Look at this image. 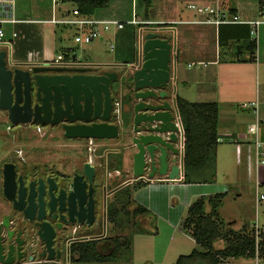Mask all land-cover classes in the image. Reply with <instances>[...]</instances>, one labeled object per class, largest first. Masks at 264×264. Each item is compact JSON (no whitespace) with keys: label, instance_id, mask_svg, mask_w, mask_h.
<instances>
[{"label":"crops","instance_id":"0c3cea01","mask_svg":"<svg viewBox=\"0 0 264 264\" xmlns=\"http://www.w3.org/2000/svg\"><path fill=\"white\" fill-rule=\"evenodd\" d=\"M8 1L4 0L0 4V19L13 18L18 21L3 24L7 40H11L13 31L20 34L11 48L13 62L16 64L23 67L32 66L30 62L50 65L62 54L64 60L58 66L70 63L72 66L109 70L118 74V79L111 85L114 104L111 121L119 125L120 135L117 139H101L102 143L112 147L100 156L104 158L102 165L106 164L107 167V180L122 176L118 183L107 190V197L114 198L111 211L114 210L119 214L118 219L132 226L127 229L133 236L131 261L134 264H175L180 255H188L196 249L198 246L192 236L183 230L182 221L191 203L202 196L225 193L227 196L223 206L227 201L233 203L234 200L230 204L233 206L235 202L244 199L241 190L251 184L256 192L251 198L253 201L256 196L253 202L255 206L252 210L247 207V212L250 211L253 217L246 223L257 222L259 226L264 224V219L259 223L258 211V205L263 201L256 202L258 196L264 194L260 193L261 187H264V164L254 165L250 169L248 163V144L255 138H264V23L258 27L256 50L253 52L248 48L249 41L254 40L249 32V24L235 22L216 25L202 22L207 19V15L190 7L218 6L227 18L238 16L243 21H252L260 18L261 10L264 12V2L151 0L147 5L143 0H111L107 7L97 9L89 17L125 22L122 29L111 26L116 29L111 35L115 41V50L111 48L112 52L109 53L106 48L105 41L109 40L111 28L104 30L99 26V37L85 43L87 55L79 59L76 54L65 56L74 48L60 47V42L68 39L82 44L75 40L82 29L52 21L53 18L72 16V10L76 8L73 3H61L53 13L51 0H31L29 10L37 16L25 19L14 16L15 12L18 13V1ZM20 11L23 12L22 9ZM134 15L140 23H127ZM145 27L163 29V34L175 44V69L167 88L169 99L176 101V97L180 96L192 102L219 104V145L215 152L216 159L209 163L207 169L214 174L211 179L187 183L184 181V172L177 180L158 173L150 179L136 180L134 176L133 156L137 150L131 142L130 112L136 101L132 97L133 84L126 76L130 74L133 62L137 61L138 36ZM88 30L87 27L83 29L85 32ZM0 49L5 50L6 46L1 45ZM31 53L34 54L32 58ZM128 98H131L130 104ZM126 139L130 142L124 143ZM226 142L229 148L224 146ZM176 147L181 149L178 142ZM181 156L178 152V164L182 163ZM141 182L144 184L139 186ZM103 186H99L97 193L99 219L103 214L100 209ZM112 189L115 190L110 192ZM120 195L121 198L118 197ZM140 208L146 209L147 213H140ZM134 210L138 212L137 215L129 219L124 217L127 213L133 214ZM219 211L222 215L223 209ZM229 214L226 218L235 221L232 226L242 221V214L236 209L229 210ZM98 229L91 228L96 232ZM116 235L120 236L115 232Z\"/></svg>","mask_w":264,"mask_h":264},{"label":"water","instance_id":"95a60500","mask_svg":"<svg viewBox=\"0 0 264 264\" xmlns=\"http://www.w3.org/2000/svg\"><path fill=\"white\" fill-rule=\"evenodd\" d=\"M175 48L163 29L145 27L139 32L137 61L126 76L133 84L132 97L136 101L129 119L131 142L137 150L133 156L136 180L153 178L156 173L177 180L184 172L177 157L176 101L169 99L167 90L175 69ZM6 56V50L0 49V108L8 112L12 123L61 125L64 135L73 139L119 138V125L111 121L114 109L111 85L118 79L116 72L40 64L29 68L15 62L10 66ZM96 179L97 168L90 160L84 163L83 174L76 173L67 189L58 188L53 179H48L46 184L40 179L36 210L33 203L25 208L24 182L22 178L16 179L14 165L8 163L4 167L3 194L15 210L27 217L36 210L40 236L47 245V257L59 259L60 251L56 255L52 246L55 230L47 221L42 222L44 211L47 210L51 219H59L58 228L63 224L68 227L98 226ZM34 185L32 180L29 202ZM45 186L50 194L46 206L41 202Z\"/></svg>","mask_w":264,"mask_h":264},{"label":"trees","instance_id":"16d2710c","mask_svg":"<svg viewBox=\"0 0 264 264\" xmlns=\"http://www.w3.org/2000/svg\"><path fill=\"white\" fill-rule=\"evenodd\" d=\"M111 0H65L75 5L78 11L89 16L99 8L109 5ZM147 5L151 0H143ZM260 4L264 0H259ZM250 32V29H249ZM248 48L256 50V41H249ZM69 54H65L68 56ZM94 69V68H93ZM127 102L131 103V98ZM177 109L185 133L184 142V181L193 183L211 179L209 163L214 162L216 148L219 145V104L216 102H192L176 97ZM128 117V115H126ZM207 166V167H206ZM206 170V171H205ZM144 182L138 185H143ZM227 194L202 196L194 200L189 206L182 221L183 230L192 236L197 244L188 255H180L175 264H224L238 259L264 258V224L257 230L254 224H244L240 231L233 230L235 221L226 222L220 217V208ZM114 211V210H113ZM111 212L109 219L121 226L118 213ZM127 213L125 218L137 215ZM140 213L147 210L140 208ZM123 215V214H122ZM70 244V264H134L131 261L132 234L124 239L114 237L109 239L112 249L101 247L99 239L93 237ZM223 239V248L216 249L214 242ZM263 257V258H262Z\"/></svg>","mask_w":264,"mask_h":264},{"label":"rangeland","instance_id":"374dc122","mask_svg":"<svg viewBox=\"0 0 264 264\" xmlns=\"http://www.w3.org/2000/svg\"><path fill=\"white\" fill-rule=\"evenodd\" d=\"M17 1L19 8L18 13H14L15 17H24L25 19H30L37 16L34 11L31 12L29 10L31 0ZM21 9L23 12L20 11ZM9 27L10 26L8 25L7 29H9ZM115 30V27H111L109 32V40L105 41L106 48L109 53L112 52V50H115V41L111 37V35L116 32ZM66 40L60 42V47H73L74 51H71L70 53L68 52L70 57L73 54H76L79 59H84L86 57L87 54L85 52V43L77 44L70 42L68 39ZM129 142L130 140L126 139L124 143ZM225 144L224 146L229 148L228 142ZM111 147L112 145H105L102 143L101 139L87 140L80 138H67L64 135V129L61 125L40 124L34 122L27 124H14L9 120L8 112L0 108V162L1 160L16 158L22 162H25L26 164L40 163L43 166H47L49 168L52 167L54 170H57L56 172L59 173L61 171H66L69 176H71L74 172L80 171L83 168L84 163L90 160L94 165H96L97 168V183H99V186H103L104 184L107 186L109 183V187H107V190H109L112 185H115L119 182V178L122 179V176L120 175L118 177L108 179L109 181L106 179L109 174L107 172L106 164L102 165L101 161H103L104 158L100 155H102L106 149ZM106 181H108V183H106ZM241 191L243 192L244 199L237 203L235 202L233 206H230V204H233L234 200L233 203L230 200L227 201L224 206H221V209H223L222 215L220 213V217L228 222L229 220L226 217L230 215L229 210L236 209V211L241 212L242 221L238 222V224L232 227L233 230L237 232L241 230L242 226L246 224L247 221H251L253 216H250V211L247 212V207L252 210V207L254 208L255 206L253 202L256 198L255 196L253 201L251 200L252 196L254 197L256 194L255 188L251 184H249L248 187L245 186V188ZM260 193H264V187H261ZM118 197L121 198V195ZM113 204L114 198L107 197L106 200L102 198V205L100 209L103 214L100 218V230L98 229L97 232H94L95 235L100 237V246H105L109 249H112L113 247L111 241L109 240L110 238L118 237L124 239L131 235L130 230L128 231L131 226L130 223L125 224L124 222H121V226H118V224L112 223V221L109 219ZM9 205V202L5 197H3L0 190L1 213L8 211ZM258 206L259 223H262L264 219V200L263 203L261 205L259 204ZM253 214L255 215L254 212ZM253 221L255 223V218ZM104 232H106V234H104ZM115 232L120 234V236H115ZM103 235H108L109 237L104 238L102 237ZM224 245L225 241L223 239H217L214 242L216 249L223 248ZM254 262L255 261L252 259H247V261H236L234 263L224 264H253ZM146 264L152 263L147 262ZM258 264H264V258L260 259Z\"/></svg>","mask_w":264,"mask_h":264},{"label":"flooded vegetation","instance_id":"af4514ba","mask_svg":"<svg viewBox=\"0 0 264 264\" xmlns=\"http://www.w3.org/2000/svg\"><path fill=\"white\" fill-rule=\"evenodd\" d=\"M13 164L14 170L16 172V179L22 178L25 187L24 194V206L32 203L37 208L39 195L38 192V182L40 179L44 180V184L48 179H53L57 184L58 188H66L72 181L76 173L83 174V168L80 171L74 172L71 176L66 171L56 172L52 167L43 166L40 163L26 164L16 158H9L7 160H1L0 162V190L3 194V180H4V167L5 164ZM84 166V165H83ZM34 180V193L32 194V201H28L29 196V184ZM97 180V179H96ZM95 193L97 198V193L99 192V183L94 181ZM102 187V186H100ZM102 198L106 200L109 192L106 186L101 188ZM50 199V194L48 192L47 186L43 187L41 191V202L46 206L48 200ZM8 201V200H7ZM9 202V210L5 213L0 211V264H58L56 261H61L66 258V254L70 257V244L76 241H83L90 239L93 233V237L99 239L98 235H95L91 228L97 230L101 225V220L98 218L96 211V218L99 222L98 226H79V227H68L63 224L62 228H58L57 224L59 219H51L48 217L47 210L44 211L43 221H47L53 229L55 230V235L53 237L52 246L57 252L60 251L61 257L59 259H49L47 257L48 250L46 242L40 236V221L37 220L36 210L30 212V216L27 217L23 212L15 210L13 203ZM98 204V199H97ZM32 207V206H31ZM30 207V208H31ZM33 208V207H32ZM31 208V209H32ZM32 218V219H30ZM85 232V234H84ZM98 236V237H97ZM84 237H87L84 239ZM83 238V239H81ZM43 254H46L43 256ZM55 260V261H54ZM54 261V262H53Z\"/></svg>","mask_w":264,"mask_h":264},{"label":"built area","instance_id":"2783aa9c","mask_svg":"<svg viewBox=\"0 0 264 264\" xmlns=\"http://www.w3.org/2000/svg\"><path fill=\"white\" fill-rule=\"evenodd\" d=\"M4 0H0V4L3 3ZM8 2H13V0H9ZM65 0H51L52 4V11L53 13L56 12L58 6L61 3H64ZM190 7L194 8L198 13L207 15V19L202 22L207 23H213L216 25L223 24V23H246L250 25V34L254 40H257L258 37V27L260 24L264 23V12L261 10L260 12V18L252 21H243L238 16H233L232 18H227L224 14H222L220 8L213 7L210 5H190ZM53 22L60 23V24H66V25H74L78 28L82 29L80 30V34L76 36L75 40L77 42L81 43H89L94 38L99 37V26H102L104 30H110L111 26H116L118 29H122L125 25V22H121L118 20H99V19H92L89 16L82 15L77 8L72 10V16H66L61 19H55L53 18ZM18 22L15 19H0V46L5 45L6 46V52H7V60L9 62V65L12 66L13 64V58H12V45L16 43V39L20 37V34L17 31L12 32L11 40H7V32L3 26L5 23H16ZM127 23L131 24H137L140 23L136 19V16L134 15L133 19L127 21ZM89 28L87 32L83 31L85 28ZM34 54H30V57L32 58ZM32 60V59H31ZM64 60V55L59 54L50 65L58 66L60 65V62ZM31 65L34 64V62H30ZM64 64V63H63ZM70 63L64 64V66H69ZM73 64H70L72 66ZM32 66H29L31 68ZM176 124L179 127L178 132V144H180L181 149L179 148V152L182 155L181 161L182 163L179 164V167L182 168L183 165V158H184V142H185V133L183 124L177 109L176 105ZM239 147V146H238ZM240 156V155H239ZM238 156V161H240V157ZM248 163L249 168L252 169L254 165H261L264 164V138H255L251 143L248 144ZM184 168V165H183ZM264 200V194H261L256 199V202L259 203ZM255 228L259 230L260 226L257 224V222L254 224ZM247 259H238L236 261H245ZM255 262L253 264H258L259 258L256 257L253 259ZM55 261V260H54ZM53 261V262H54ZM229 262V263H234ZM58 264H70V257L69 254H66V258L62 259L61 261H56Z\"/></svg>","mask_w":264,"mask_h":264},{"label":"bare ground","instance_id":"6f19581e","mask_svg":"<svg viewBox=\"0 0 264 264\" xmlns=\"http://www.w3.org/2000/svg\"><path fill=\"white\" fill-rule=\"evenodd\" d=\"M92 150V149H91Z\"/></svg>","mask_w":264,"mask_h":264}]
</instances>
